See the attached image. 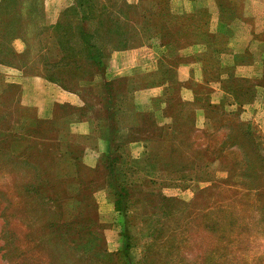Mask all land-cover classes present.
Segmentation results:
<instances>
[{"label":"rangeland","instance_id":"374dc122","mask_svg":"<svg viewBox=\"0 0 264 264\" xmlns=\"http://www.w3.org/2000/svg\"><path fill=\"white\" fill-rule=\"evenodd\" d=\"M48 1L40 0V5L44 7L47 19H50ZM220 1L225 8L224 17L236 24L239 33L251 39L252 53L264 58V0ZM64 3L66 5L63 8L73 5V0H65ZM163 5L154 3L145 9L146 13H151L152 23L144 32L153 36L131 48L140 50L134 52L137 55L133 65L144 71L158 64L162 72V33L167 32L169 37L176 39L183 51H193L192 56L181 58H192L203 71L202 79L218 82L229 94L215 104L210 103V98L213 97L215 101L219 96L217 93L210 95V85L197 89L196 105L202 109L211 105L207 111H203L210 117L207 119H210L214 134L209 137L206 132H193L190 122H187L189 113L184 112L180 115L178 130L190 135L195 143L189 145L188 138L181 139L180 143L175 144L179 147L175 153L163 152L157 142L162 139V133L149 124L147 135L155 139V147L152 144L147 146L144 141L143 146L149 152L158 149L156 154L152 151V156L149 152L142 155L144 149L138 146L130 148L129 143L124 148L126 151L121 150L122 147L117 151L118 154L127 152L126 158L114 162L115 167L110 172L105 166L104 153L108 151L105 139L96 135H81V139L67 136L77 122L76 118L84 116V113L77 115L75 108L78 107L53 103L37 109L22 104L21 89L16 82L19 76L16 73L22 76L25 73L0 66V114L3 115L0 130L10 128L14 121L22 117L28 119L35 115L48 120L40 128L45 131L44 134L54 128L62 132L57 136L60 141H79L82 164L77 168L78 174L75 173V167L67 166L68 179H65L64 173L62 178H57L62 165L59 164L58 171L54 172V167L49 166L50 162L46 160L41 171L43 174L52 171V175H56L52 180L55 189L72 185L66 195L80 199L77 203H81V208L91 213V218L97 219L100 227L96 232L103 236L102 240L91 237L90 241H63L67 236L63 234L66 232L64 226L55 231V238L52 232L43 228L48 218L38 205L40 198L36 193L27 192L28 188L35 187L39 182L35 167L11 154L18 147L15 142L3 140L0 144V245L5 243L24 250L28 263L85 264L80 256L84 253L93 260V264L94 261L95 264H264V89L255 87V84L264 85V60L262 71L250 81L246 78L248 70L246 73L221 66L219 61L212 59L207 46L222 47L224 42L210 39L205 31L206 26L202 24L203 16L199 17L202 21L196 19L197 25L192 26L188 20L179 17L183 14L172 12L169 0ZM113 15L119 14L113 11ZM119 20L127 25L130 23L122 16H119ZM142 26L144 24L134 28L141 29ZM196 31L201 34H195ZM140 41L138 39L137 42ZM11 47L17 53L25 50L20 40H14ZM35 49L30 48L32 55ZM121 59L120 63L125 60ZM241 61L249 63L251 59L244 56ZM144 74L135 75L133 84L127 83L125 79V82H118L119 78L110 81L111 91L117 95L120 104L128 103L133 107L134 94L147 85L146 81L153 84V81H157L154 79L162 80L158 74L152 79L138 82ZM104 82H107L105 78L101 79L98 74L92 77V81L81 84L84 98L92 105L85 116L100 119L103 126L106 108L103 105L105 99L100 98L106 95ZM126 85H129L128 94ZM174 90V96H177V87ZM228 98L248 110L238 106L228 110L225 105ZM172 103L174 105L169 106V115L178 114L180 106L176 100ZM253 104L256 106L253 107ZM19 106L27 111L20 112ZM254 111L259 114L254 119L253 116L249 118ZM52 118L57 120L54 125L49 121ZM66 119L67 133L63 123ZM157 120L161 121L159 117ZM157 120L154 122L162 127ZM143 131H139L135 137L141 136L140 132ZM124 134L127 135V131L120 130L119 135ZM225 142L230 146L224 149ZM203 149L205 153H202ZM138 152L141 154L136 155ZM163 156L165 160H162ZM127 158L132 160L128 162ZM78 181L84 183L79 184ZM116 201L119 207L115 205ZM76 206H64L65 211L58 213L62 212V216L67 217L68 212L70 215ZM38 236L43 237L42 240L37 239ZM44 240L48 242H42ZM69 246L72 248L68 250ZM101 249L110 256L104 257ZM13 255L5 259L0 257V264H7L8 258L19 262Z\"/></svg>","mask_w":264,"mask_h":264},{"label":"trees","instance_id":"16d2710c","mask_svg":"<svg viewBox=\"0 0 264 264\" xmlns=\"http://www.w3.org/2000/svg\"><path fill=\"white\" fill-rule=\"evenodd\" d=\"M154 2L155 5H163L167 3V0H156ZM163 7L165 10L166 7L164 5ZM113 11L119 15H113ZM146 12L147 10L144 9L142 11L138 5L128 3L126 0H73V5L63 8L59 12L56 21L49 23L44 7L40 5V0H0V66L22 71L25 75H41L47 81L55 83L66 91L80 92L84 98V90L81 84L92 81V77L102 73L105 61L111 52L134 48L141 45L145 38L147 40L152 38L153 35L144 32V30L147 31L149 29L152 23L151 13ZM119 16L130 22L129 25L121 22ZM172 16L176 17L175 15ZM200 16H203V20H205L203 24H207L209 15L205 12L198 14L188 13L179 17L188 20L190 25L194 26L197 25L196 19L202 21L199 18ZM142 24H144L143 28H134L140 27ZM195 34L199 35L201 33L196 31ZM138 39L141 40L139 43L137 42ZM14 40L23 42L25 46L23 52L17 53L12 49L11 44ZM162 41L164 44H178L176 39H172L167 35V32L162 33ZM33 47L36 49L32 55L30 48ZM178 58H174L171 63L167 64L173 65ZM160 75V79L164 75V78L173 85L177 82L172 66L165 69L164 73L160 72ZM123 80V78H120L118 82ZM16 87L18 86L16 85ZM125 88L128 94L129 85H126ZM174 89V87L171 89L172 96L168 97V100H176V104L181 109L178 114L172 113V122L165 125L164 128L158 127L148 114H140L134 111L131 104H120L117 95L111 91V82H104L103 90L106 95L100 99H105L103 105L106 108V121L105 129L100 131V137L108 143V151L104 153V157L105 162H107L105 166L110 172H113L114 162L118 163L126 158L127 152L124 154L121 153L122 151L119 154L117 153L121 147L123 148L121 150L126 151L124 149L125 146L137 140L144 141L147 146L152 144L155 147V139L147 135L146 129L149 124L155 126L154 129L158 133H162V139H158L157 142L166 154L177 152L178 146H175V144L180 143L181 139L188 138V144L194 145L195 142L190 135H184L178 130L181 124L182 107L186 103H181L175 98ZM84 100V107H72L75 108L77 115L83 114L87 110L89 111L92 107V105L88 104L86 98ZM171 105H174V103H171ZM210 106L208 104L203 109L207 111ZM19 111L23 112L27 111V109L20 107ZM231 114L227 113V115ZM191 116L189 113L187 117L188 123L192 121ZM2 117L3 115L0 114V119ZM206 117L210 118L207 113ZM136 118L139 120L137 123L135 122ZM22 119L23 117L16 122L14 121V125H11L10 128L3 131L0 130V144L3 140L9 143L15 142L14 144L18 147L13 153L10 151L11 154L17 155V159H25L24 162L35 167V174L39 176L40 183L37 181V185L28 188L27 192L36 193L40 198L38 205L48 218L43 228L52 232L51 234H54L55 238V231L64 226L66 232L63 234L67 236L64 237L63 241L67 239L69 241L75 239L90 241L91 237L102 240L103 236L101 233L96 232L100 227L97 219L91 218V213L81 208V203H77L80 201L79 198L73 199L71 196L66 195L68 189H72V185L67 184L68 186L66 185L65 189H55V182L52 180L55 179L56 175H52V171H49L48 174H43L41 171V166L45 160L50 162L49 166L54 167V172L55 170L58 171L59 164H61V173L57 178H62V173H64L67 180L66 167H75L77 170L82 164L79 141L75 143L60 141L57 136L62 132L59 129L52 128L51 132L47 130V134H44L45 131L40 128L48 120L40 119L35 115L28 119ZM54 119L49 120L52 125L57 123V120ZM76 120L78 121L80 118H76ZM67 121L68 119L63 123L66 125ZM67 127L66 125L65 133L68 132ZM120 130H126L127 135H119ZM142 130L144 131L143 133L140 132L141 136L136 138L135 135ZM192 131L196 132L193 128ZM103 134L107 137L103 136ZM210 136L211 134L209 133ZM79 137L81 139V136ZM229 146V143H224V149ZM152 151L155 152V149L150 150V152L147 151V153L149 152L148 154L152 156L154 155L151 153ZM204 151L203 149L202 153H205ZM37 155H41V157ZM131 160V158H127L128 162ZM162 160H165L164 156ZM75 173L78 174V170ZM41 181L43 182L42 185ZM78 182L79 184L84 183V181ZM75 204L77 206L73 207L72 213L69 215L70 212H68L67 217H63L64 206ZM115 205L119 207L117 201ZM59 211L62 212L58 213ZM78 227H80L79 230L77 229ZM42 238L38 236L37 239L42 240ZM42 242H48V240ZM42 244L45 245L44 243ZM71 248L69 246L68 250ZM95 251L98 252L99 250ZM0 252L1 259H5L12 254L15 255V259H19L18 262L8 258L7 264H32L28 263L24 250L7 246L4 243L0 245ZM101 254L106 258L110 256L104 249H101ZM80 256H82L85 264H93V260L84 253Z\"/></svg>","mask_w":264,"mask_h":264},{"label":"crops","instance_id":"0c3cea01","mask_svg":"<svg viewBox=\"0 0 264 264\" xmlns=\"http://www.w3.org/2000/svg\"><path fill=\"white\" fill-rule=\"evenodd\" d=\"M64 1L65 0L48 1L47 4L50 14H48L50 16V19H48L49 23H54L56 21L59 12L66 5ZM126 1L128 3L138 5L140 10H144L154 5V1L156 0ZM245 1L253 2L255 0ZM169 5L172 12L176 14H198L201 12H205L209 15L207 24L202 23L206 26V32L208 36L211 37L210 39H214L219 42H222L223 40L224 42L222 47L216 45L207 46L208 52L213 56V60L216 59L217 61H219V64H221V66L226 65V67H231L235 69V71L243 70L247 73L248 70L249 73L246 75L247 77H245L249 78V81L253 80L252 78H254V76H258L260 74L263 66V56H255L250 49L252 47V44L250 45V42H252L251 39L247 38L242 33H239L235 28L236 24L224 17L225 8L220 0H169ZM220 50L224 51L222 53H219L218 51ZM134 52H140L139 48L116 51L113 53L111 52L105 61V72L102 71V74H99V77L101 79L105 78V81H113L118 78H123L127 83L133 84L135 82V75L144 74L141 72H145L146 74H144L142 80L138 82H144L145 80L150 78L152 79V77H156V75L158 74L160 79L161 71L158 64H155V67H150L147 70L143 69L144 71L140 70L136 65H133V61L136 59L135 57L137 55ZM192 55V50L183 51L180 46H178V44H164V42L162 41V73H164L165 69L172 66L177 82L175 85H173L170 81L164 78V75H162V80L158 81V79H154L157 81H153V84H149V82L146 81L145 84L147 85L143 86L142 90H138L134 94L133 109L137 113L148 114L150 116V119H153L154 121L157 120V117H159L161 121L157 120V122H160L159 124H161L162 127L165 128V125H168L172 122L173 117L169 115V106L171 105L172 100H168V97L172 96L171 89L173 87H177L178 94L177 96H175V98L181 103H186L185 106L182 107L181 114H183L184 112H188L190 113V115H192V121H190V125L194 130L207 132L208 134L210 133L211 135H213L214 129H211L212 124L210 122V119L208 120V117H206V114H204L203 109L200 106L196 105L198 101V99L196 98L197 89H199L200 86L206 87L210 85V90L212 91L210 95L212 96L217 93L219 96L215 101H213V97L212 99L210 98V103L215 104L221 102L223 98L229 96V94L224 88H222L221 84H219L218 82L214 83L208 81L207 79H202L203 71L200 65L197 62H194L192 58L187 60L181 58V56L190 57ZM244 56L249 57L251 59V62H242L241 59H244ZM178 57L180 58V60ZM121 58L125 60L120 63L119 59ZM174 58H178L177 62L173 63V65H168L167 63H171V60H173ZM16 74H18L19 76L17 77L16 82L21 89L22 104H25L27 106H34L37 109L43 108L47 104L53 103H67L78 108H82L85 105V100L78 91H66L60 88L58 85L47 81L41 75L22 76L19 73ZM255 87H261L262 89H264V85L262 84H255ZM236 104L237 103L233 99L229 100V98L228 102L225 103L228 110H233V108H236L237 106L243 108L244 110H248L244 106ZM255 106L256 105L253 104V107ZM85 113L84 116L80 118V120L75 122V124L73 125L74 127L72 126L70 128L67 136H69L70 138H75L81 135L100 136V131L104 127L102 125L103 123L100 122V119L86 117ZM257 114L259 113L254 111L253 113H251L249 118H252L251 116H253L254 119ZM138 121V118H136L135 122L137 123ZM131 146H138L142 150L144 149L142 155H145V152L147 153V149L143 146V141L141 140L130 143V148ZM139 154L141 153H136V155ZM136 155H134V157Z\"/></svg>","mask_w":264,"mask_h":264}]
</instances>
